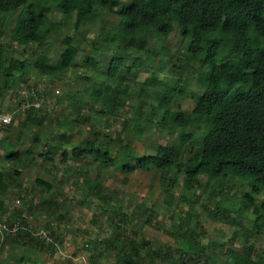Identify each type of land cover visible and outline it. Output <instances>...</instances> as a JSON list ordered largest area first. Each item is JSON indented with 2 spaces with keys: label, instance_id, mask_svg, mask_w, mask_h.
<instances>
[{
  "label": "rangeland",
  "instance_id": "1",
  "mask_svg": "<svg viewBox=\"0 0 264 264\" xmlns=\"http://www.w3.org/2000/svg\"><path fill=\"white\" fill-rule=\"evenodd\" d=\"M115 1L110 0L108 5L113 6ZM18 11L0 12L1 52L6 65L10 58L16 60L11 76L0 74V114L12 116L8 124L0 127V169L12 164L8 150L12 148L18 161L25 158L24 162L29 164L24 169L18 166L22 173L20 183L27 190H34L26 200L12 186L7 194L0 192V204L5 207V210L0 207V219L13 222L17 219L14 213L21 210L31 226L28 230L42 238L44 247L39 248L24 237L16 238L14 230L6 233L0 229V264H93L92 261L116 264L118 253L131 255L137 264H232L237 252L251 249L253 256L264 255V228L258 231L250 208L245 211L233 200L243 187L222 188L207 183L202 174L197 188L187 195L193 205L177 202L182 190L179 186L174 190V206H167L162 184L167 173L124 170L123 166L130 162L122 159V146L149 154L159 145H171L176 140L180 128L171 123L176 105L180 104L189 120L195 118L194 100L189 95L199 93L205 86L198 65L189 66L182 74L183 81L176 84L187 95L172 102L170 115H162L158 103L143 91L149 76L162 82L180 77L174 67L180 58L188 55V40L182 37L176 24L165 39L155 37L151 31L144 32L143 51L150 56L151 64L147 69L135 71L130 67V56L137 53L125 52L123 43L116 46L104 37L106 30L123 32L114 13L99 10L98 18L88 27L76 29L74 20L61 24L62 28L52 30L45 44L38 47L12 40ZM40 11L52 19L60 18L58 0L45 1ZM67 35L73 37L71 43L77 49L74 60L57 75H40L35 68L37 59L56 61ZM121 55L124 61L116 78L108 77L104 72L107 64ZM87 57L98 62V66L85 65ZM22 63L23 68H19ZM116 83L121 87L119 105L115 114H108L106 105L92 95V89ZM142 101L145 103L136 114ZM29 107L37 117H44L42 125L26 121ZM140 123L143 128L138 133ZM202 126L203 122L187 130L195 142L201 141ZM89 136H95L102 152L110 148L115 164L88 155L72 160V147ZM194 150L198 152L199 146ZM37 176L50 182L55 197L65 203L54 217H42L37 210L26 212L30 205L24 201L31 199L33 209L40 196L39 188L34 186ZM171 176L183 179L177 173ZM96 185L100 188L98 192L93 188ZM102 196L106 198L104 203ZM262 201L264 191L256 197L255 204ZM215 205L227 208L228 218L233 222L213 217L207 209ZM150 210L157 215L153 217ZM147 218H151L150 223L146 222ZM46 219L59 234V240L55 241L49 235L50 229L44 228ZM261 222L260 219L257 223ZM188 236L205 246L204 252L189 251ZM130 242L137 247V256ZM165 253L167 257L163 259Z\"/></svg>",
  "mask_w": 264,
  "mask_h": 264
},
{
  "label": "trees",
  "instance_id": "2",
  "mask_svg": "<svg viewBox=\"0 0 264 264\" xmlns=\"http://www.w3.org/2000/svg\"><path fill=\"white\" fill-rule=\"evenodd\" d=\"M45 1L48 0H0V12L13 13L19 9L11 33L14 42L22 45L34 43L41 47L46 42V36L52 30L62 28L61 24L74 20L76 29L88 27L98 18V11L102 9L117 15L118 24L123 28L122 33L106 30L103 36L116 46L123 43L125 52L137 53L130 56V67L135 71L147 69L151 64L150 56L143 51L146 43L144 32L151 31L155 37L165 39L173 26L177 25L182 37L188 40V55L180 58L179 64L174 67L179 70L180 77L162 82L149 76L143 84V91L144 95L158 103L162 115H170L172 102L187 95L176 84L183 81L182 74L189 66L198 65L201 68L199 73L205 78V86L199 93L192 92L189 95L194 100L192 113L195 118L189 120L180 109V104L176 105V112L171 115L172 125L180 128L176 140L171 145H159L149 154L122 146V159L130 162L123 166L124 170L126 173L137 170L167 173V179L162 183L167 206H174V190L179 186L182 190L177 202L193 205L187 195L197 188L202 174H205L207 183L222 188L231 185L243 187L241 194L234 195L233 200L245 211L250 208L258 231L262 230L264 201L260 204H255V201L264 191V0H128L127 3L116 0L113 6L108 5L110 0H58L60 18L56 19L40 11ZM71 40L72 36L64 37L65 47L56 61L37 59L35 68L40 75H57L71 64L77 52ZM123 61L122 55L113 57L105 68V74L116 78ZM5 62L6 57L0 46V74L11 76L16 60L10 58L7 65ZM84 63L98 66V62L90 57ZM23 66L22 63L19 68ZM120 89L119 83L105 88L94 86L92 95L100 99L102 105H106L108 114H113L116 105H119ZM144 103L142 101L138 104L136 114ZM27 110L26 121L42 125L44 117H37L31 107ZM137 119L140 120L139 117ZM201 122V141L195 142L187 130L192 125L199 126ZM142 128L143 124L140 123L138 133ZM31 133L33 135V130ZM197 146L198 152L194 150ZM8 150L12 164L7 169H0V192L7 194L12 186L18 190L19 197L22 194V199L26 200L25 197L34 189L27 190L22 186V173L18 166L24 169L29 164L24 162L25 158L18 161L12 148ZM27 152L30 153L29 150ZM70 154L72 160H81L88 155L115 164L110 148L102 152L96 144L95 136L84 137L72 147ZM176 173L183 175V179L171 176ZM34 186L39 188L40 196L33 209L31 199L24 201L30 205L26 212L37 210L36 213L40 212L45 218L54 217L57 210L61 212L65 203L55 197L50 182L37 176ZM93 188L96 192L100 189L97 185ZM222 196L227 198L225 194ZM102 199L104 203L106 198L102 196ZM0 207L5 210L3 203ZM207 210L220 221L233 222L228 218L229 210L225 207L215 205ZM150 212L153 217L157 215L153 210ZM14 216L17 219L13 222L6 219L3 221L19 225L15 237H24L28 242L43 248L42 238L28 230L31 226L23 212L17 210ZM124 217L127 215L124 214ZM260 219L262 222L257 223ZM150 220L147 218L146 222L150 223ZM48 221L44 222V228L50 229L49 235L55 241L59 240V234L48 225ZM188 240L189 251L204 252L206 249L192 237ZM130 246L134 247L133 253L137 256V247L131 242ZM116 257V264H137L131 255L118 253ZM162 257L165 259L166 253ZM232 264H264V255L253 256L251 249L246 253L237 252L233 255Z\"/></svg>",
  "mask_w": 264,
  "mask_h": 264
},
{
  "label": "built area",
  "instance_id": "3",
  "mask_svg": "<svg viewBox=\"0 0 264 264\" xmlns=\"http://www.w3.org/2000/svg\"><path fill=\"white\" fill-rule=\"evenodd\" d=\"M11 119L12 116L10 114H0V127H4L11 121ZM18 227L19 225L17 223L7 224L5 221L0 219V229H3L6 233H9L12 230L16 231Z\"/></svg>",
  "mask_w": 264,
  "mask_h": 264
}]
</instances>
